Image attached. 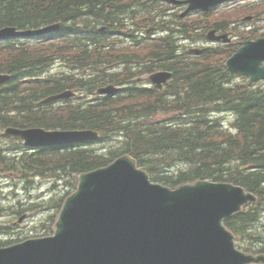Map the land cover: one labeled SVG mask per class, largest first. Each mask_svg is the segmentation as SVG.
Instances as JSON below:
<instances>
[{"label":"trees","instance_id":"16d2710c","mask_svg":"<svg viewBox=\"0 0 264 264\" xmlns=\"http://www.w3.org/2000/svg\"><path fill=\"white\" fill-rule=\"evenodd\" d=\"M122 1L0 0V29L38 28L58 22L68 32L78 30V23L84 27L80 39L72 33L66 35L61 45L35 41L19 45L11 41L0 43V73L11 76L0 89V129H91L101 134L99 143L116 142V146L105 147L103 152L83 147L31 151L21 141L11 140L10 157L0 149V171H10L17 182L29 187L35 178L76 186L79 174L129 154L153 180L166 186L198 179L230 182L256 194L264 203V89L234 85V76L221 63L209 64L201 59L190 63L178 61L176 45L164 42L153 57L163 53L167 58L165 65L170 64L168 69L174 72L165 92L139 90L134 85L115 97H103L93 103L85 101V96H94L101 86L125 85L129 81L123 74L116 77L107 72L111 61L100 45L91 50V44L105 39L97 36L98 24H122L120 16L127 9ZM135 24L141 25L138 21ZM196 27L199 26L192 23V28ZM91 36L96 37L95 41L90 42ZM168 54L172 57L168 58ZM57 59L72 65L69 72L39 79ZM155 65L164 68L163 63ZM67 89L75 90L81 97L60 105L40 104L44 98ZM220 113L234 115L236 134L225 131L215 119ZM64 198L44 206L57 207V215ZM258 215L259 209L252 210L237 215L227 225L239 232L246 226L255 230L253 224ZM7 230L10 228H0V233ZM252 235L253 231L248 233V237Z\"/></svg>","mask_w":264,"mask_h":264},{"label":"water","instance_id":"95a60500","mask_svg":"<svg viewBox=\"0 0 264 264\" xmlns=\"http://www.w3.org/2000/svg\"><path fill=\"white\" fill-rule=\"evenodd\" d=\"M229 0H190L189 10H209ZM57 29L52 27L49 31ZM18 35L0 31V39ZM264 40L247 42L227 63L250 83L264 79ZM170 74L150 80L167 82ZM8 76L0 75V85ZM113 87L99 94H113ZM69 94L50 100L62 99ZM4 136L29 147L85 144L99 139L94 131L8 128ZM256 199L229 184L197 181L175 190L152 184L131 156L79 176L51 237L31 239L0 249V264H264V255H246L235 247L223 225L226 218Z\"/></svg>","mask_w":264,"mask_h":264},{"label":"rangeland","instance_id":"374dc122","mask_svg":"<svg viewBox=\"0 0 264 264\" xmlns=\"http://www.w3.org/2000/svg\"><path fill=\"white\" fill-rule=\"evenodd\" d=\"M236 5L237 4H233L230 6L225 5L218 9L219 13L229 12L230 9H233L232 7H235ZM240 10L245 11L244 8L235 9V11H240ZM246 15L249 16V13L248 14L240 13V15L238 13V15L235 17L239 18L241 16L243 17ZM258 22L259 20L256 17L250 21L249 20L246 21L244 20V18H240L238 21V25H239L238 28L236 29L235 32L233 31L231 34L232 42H234L233 44L243 42L246 39L244 37L248 33V30L249 29L255 30L251 27H255L258 24ZM259 32H264V30L257 31V34H259ZM60 67L57 68L58 69L57 72H61V71L64 72V69H62L61 65ZM234 82L236 83V79L234 80ZM219 118L222 120V122L225 123V125H229L233 117L231 115L223 114ZM0 145L7 146L8 142L0 140ZM114 146H116V142H110L107 143L106 145L102 143H98V144L90 145L89 147H92L100 152H103L105 147H114ZM0 181L3 182L2 180ZM3 185H5L3 187L5 192L4 194L7 195L8 201H10V205L1 206V208L6 209L5 213L7 217L0 219V225L5 224L1 228H8L14 225L15 226L14 229L16 233L12 237L10 235L5 237L0 236V243L8 242V241L12 242V240L14 239L16 241H19L25 238L27 239L29 237H35L36 235H43L49 233L51 231V227L57 213V207L43 206L40 209L31 210L29 208H32L33 204H31L32 202L30 201L31 200L34 201L35 202L34 204H38V202H43L44 205L51 201L53 204L55 202L60 201V199L64 198V196L71 193L76 188V186H72V185L66 186L65 183H56L47 179H38L33 186L27 187L25 184L18 183L15 179L11 178V180H9L8 183L5 182V184ZM11 206L14 208L16 212V216H10L13 214V212L7 211L10 210L9 208H12ZM21 209L30 210V212H25L27 214L28 213L30 214L28 215V218L24 223L20 224L18 221V224H16L15 222L17 221V218L20 216L19 212H21ZM261 218H262V222L260 223L261 225L258 226L259 227L258 229L256 228L254 230V238L264 237V215H261ZM6 222L11 223V225L7 224ZM247 242L250 247H253L251 241H247ZM247 245L246 248H250Z\"/></svg>","mask_w":264,"mask_h":264},{"label":"flooded vegetation","instance_id":"af4514ba","mask_svg":"<svg viewBox=\"0 0 264 264\" xmlns=\"http://www.w3.org/2000/svg\"><path fill=\"white\" fill-rule=\"evenodd\" d=\"M125 6H127V5H125ZM167 57L168 58H171L172 56H170L169 54L167 55ZM7 211H9V210H7ZM5 212H2V209L0 208V218H5ZM8 228H10V230H7L6 232H4V233H2L3 235H5V236H9L10 234H11V226L10 227H8ZM4 244H9L10 242L8 241V242H3Z\"/></svg>","mask_w":264,"mask_h":264}]
</instances>
